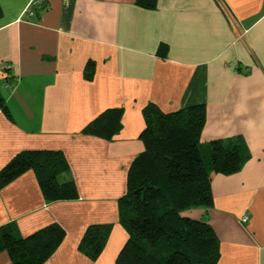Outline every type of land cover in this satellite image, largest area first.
Returning <instances> with one entry per match:
<instances>
[{
	"label": "crops",
	"instance_id": "1",
	"mask_svg": "<svg viewBox=\"0 0 264 264\" xmlns=\"http://www.w3.org/2000/svg\"><path fill=\"white\" fill-rule=\"evenodd\" d=\"M31 1L0 0V170L22 151H59L79 196L47 202L29 169L0 186V227L14 222L28 236L60 224L65 237L44 264H117L129 238L119 198L144 147V109L202 103L201 142L240 139L250 157L214 175L210 208L187 214L215 230L217 264H264V0H157L154 9L136 0ZM116 108L115 135L87 133ZM93 224L112 226L95 260L79 249ZM0 264H13L5 251Z\"/></svg>",
	"mask_w": 264,
	"mask_h": 264
},
{
	"label": "trees",
	"instance_id": "2",
	"mask_svg": "<svg viewBox=\"0 0 264 264\" xmlns=\"http://www.w3.org/2000/svg\"><path fill=\"white\" fill-rule=\"evenodd\" d=\"M136 2L148 9L157 6V0ZM0 105L6 108L2 97ZM121 115L120 109L107 110L86 131L111 138L121 128ZM144 117L140 134L144 147L130 165L126 192L119 198L120 222L129 238L117 264H217L220 241L215 230L205 219L193 218L187 212L213 205L214 175L239 171L250 157L249 149L240 139L202 143L206 121L202 103L169 112L151 103L144 109ZM29 169L37 173L47 202L78 198L70 165L55 150L18 153L0 170V186ZM111 227L90 225L79 249L97 259ZM64 237L65 230L58 223L21 236L13 222L0 227V252H7L13 264H44Z\"/></svg>",
	"mask_w": 264,
	"mask_h": 264
},
{
	"label": "built area",
	"instance_id": "3",
	"mask_svg": "<svg viewBox=\"0 0 264 264\" xmlns=\"http://www.w3.org/2000/svg\"><path fill=\"white\" fill-rule=\"evenodd\" d=\"M39 2H40V0H32V1H31V4H32V5H37V4H39ZM246 220H247V217H244V218H243V221H246Z\"/></svg>",
	"mask_w": 264,
	"mask_h": 264
}]
</instances>
